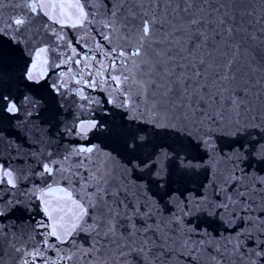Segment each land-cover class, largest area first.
<instances>
[{"label":"snow or ice","instance_id":"1","mask_svg":"<svg viewBox=\"0 0 264 264\" xmlns=\"http://www.w3.org/2000/svg\"><path fill=\"white\" fill-rule=\"evenodd\" d=\"M0 264H264V0H0Z\"/></svg>","mask_w":264,"mask_h":264}]
</instances>
